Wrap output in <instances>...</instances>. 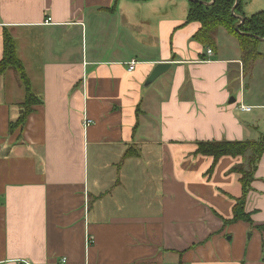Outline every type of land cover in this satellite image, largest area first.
<instances>
[{"label": "crops", "instance_id": "1", "mask_svg": "<svg viewBox=\"0 0 264 264\" xmlns=\"http://www.w3.org/2000/svg\"><path fill=\"white\" fill-rule=\"evenodd\" d=\"M261 4L244 0L245 17ZM189 9L0 0V62L8 33L41 102L12 133L25 89L15 70L0 76V264H264V154L255 169L249 154H197L260 141L264 102L247 97L237 41L217 39L234 54L203 47ZM242 171L249 220L235 221Z\"/></svg>", "mask_w": 264, "mask_h": 264}, {"label": "trees", "instance_id": "2", "mask_svg": "<svg viewBox=\"0 0 264 264\" xmlns=\"http://www.w3.org/2000/svg\"><path fill=\"white\" fill-rule=\"evenodd\" d=\"M144 3L149 0H130ZM244 0H189L190 9L186 23H197L199 31L194 35V41L213 52L218 51V35L220 32L233 37L240 49L241 61L243 63L244 75L251 72L255 63L264 56L258 52L261 39H264V11L251 17H245L243 13ZM212 3L211 5H208ZM237 4V5H236ZM236 5L235 12L232 10ZM243 23L236 30V26ZM9 69L15 70L19 75L22 86L25 89V100L21 105L22 112L16 123L11 124L10 131L13 133L20 129L22 131L28 116L33 112L36 105L41 102L31 91V84L26 71L17 57L16 43L6 33L4 39V56L0 62V76ZM197 154L212 157L215 163L223 156H245L249 154V165L256 168V163L264 154V137L258 142H202L198 145ZM242 171L243 198L239 200L235 208V221L249 220L243 211L244 200L250 189L252 175Z\"/></svg>", "mask_w": 264, "mask_h": 264}, {"label": "rangeland", "instance_id": "3", "mask_svg": "<svg viewBox=\"0 0 264 264\" xmlns=\"http://www.w3.org/2000/svg\"><path fill=\"white\" fill-rule=\"evenodd\" d=\"M261 5L263 8H260V9H264V4H261ZM224 37L227 38V36H223V35L222 37L220 36L219 38V43L221 44V47H223V49H225L226 51L232 52L234 48H237L236 44L232 42L233 40H235L233 37H229L230 40L233 39L231 41L232 43L230 44L223 41ZM258 52L264 55V41L260 42L258 46ZM232 53L234 54V52ZM245 77H246V82L248 84L247 88L245 89H246L247 97L249 98V100L256 99L259 102H264V100L261 99V97L264 99V59H261L257 63L256 67L253 69V71H251V73L247 72Z\"/></svg>", "mask_w": 264, "mask_h": 264}, {"label": "water", "instance_id": "4", "mask_svg": "<svg viewBox=\"0 0 264 264\" xmlns=\"http://www.w3.org/2000/svg\"><path fill=\"white\" fill-rule=\"evenodd\" d=\"M212 3L208 4L211 5ZM237 5V4H236ZM236 5L234 6L232 12H235V8ZM238 19H240V24L238 26H236V30L239 31V27L240 25L243 23V18L241 17H237ZM261 41H264V39H261ZM170 68V64H159L157 65L153 72L151 73V75L149 76V78L146 81V87H149L151 84H153L159 77H161L163 74H165L167 72V70H169ZM235 99H232L230 101V104L234 103Z\"/></svg>", "mask_w": 264, "mask_h": 264}, {"label": "built area", "instance_id": "5", "mask_svg": "<svg viewBox=\"0 0 264 264\" xmlns=\"http://www.w3.org/2000/svg\"><path fill=\"white\" fill-rule=\"evenodd\" d=\"M50 22H51V19H49V20L47 21V23H50ZM208 54L211 55L212 52L209 50V51H208ZM136 65H137L136 61H132V62H130V64H129V69H130V71L135 70ZM240 109H241L242 111H245V112H250V111L252 110L251 107H245L244 105H241ZM91 124H92V121H91L90 119L86 118V119L84 120V126H85V128H87V127L90 126ZM91 243H92V240L89 239V240H88V245H90ZM19 264H31V263H29V262H20Z\"/></svg>", "mask_w": 264, "mask_h": 264}, {"label": "bare ground", "instance_id": "6", "mask_svg": "<svg viewBox=\"0 0 264 264\" xmlns=\"http://www.w3.org/2000/svg\"><path fill=\"white\" fill-rule=\"evenodd\" d=\"M212 52V51H211Z\"/></svg>", "mask_w": 264, "mask_h": 264}]
</instances>
